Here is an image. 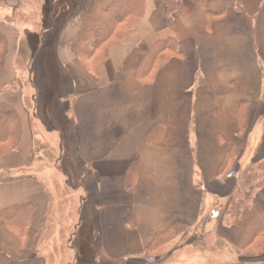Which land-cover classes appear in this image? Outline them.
I'll return each instance as SVG.
<instances>
[{
	"label": "crops",
	"instance_id": "crops-1",
	"mask_svg": "<svg viewBox=\"0 0 264 264\" xmlns=\"http://www.w3.org/2000/svg\"><path fill=\"white\" fill-rule=\"evenodd\" d=\"M143 1L142 15L105 48L94 75L78 67L70 49L73 18L53 33L55 62L71 83L66 113L79 176L91 180L83 222L94 229L87 240L92 264H264V250L243 254L236 247L238 215L250 208L264 216V0H181L171 26L162 0ZM0 2V20L9 18L1 26L7 54L0 99L21 124L15 149L0 154V174L13 178L0 183V210L30 203L39 232L26 249L0 219V247L6 264H65L57 240L43 238L51 198L33 163L23 103L32 95L22 78L31 53L14 63L25 39V27L12 25L21 0ZM79 2L88 11L93 0ZM167 42L172 49L155 51ZM15 81L20 86L12 90ZM175 224L183 229L172 246L150 250ZM58 243L77 254L67 240Z\"/></svg>",
	"mask_w": 264,
	"mask_h": 264
},
{
	"label": "rangeland",
	"instance_id": "rangeland-1",
	"mask_svg": "<svg viewBox=\"0 0 264 264\" xmlns=\"http://www.w3.org/2000/svg\"><path fill=\"white\" fill-rule=\"evenodd\" d=\"M53 2L52 11L55 12L50 14L54 19L49 22L47 15L51 7L48 0H21L20 8L12 15V25L19 22L21 27H25V39L18 43L14 63L15 66L22 65L20 60L24 59L26 53H31L26 69L27 75L22 78L31 89L32 95L30 97L23 95V103L27 106V113L31 118L30 127L34 141L33 163L35 162L41 182L51 198V211L43 238L57 240L56 251L63 254V261L68 260L65 264H92L96 260L91 259L92 251L87 240L94 236L91 231L94 229L85 226L83 222L85 211L90 204L84 195L85 190L89 191L88 184L91 180L83 178L85 181L83 185V180L79 176L82 169L76 159V132L66 113L67 98L71 92L69 73L63 65L55 62L52 51L55 38L53 33L59 32L67 23V16L71 15L73 21H76V8L72 9L76 2L70 8L66 6L64 0H53ZM2 6L0 2V16H3ZM76 7L80 8V4L78 3ZM49 23L54 26L51 32L44 28ZM100 58V51L97 50L88 58L83 57L81 65L78 62L77 65L84 73L92 75V66ZM12 84H14L12 90L20 86L17 81ZM11 142L12 140L0 144V154L15 149L12 148ZM9 147L12 149H8ZM13 235L18 239L15 234ZM77 238L81 242L73 243L72 239ZM65 240L77 249V254L73 248V251L67 248L69 243H58ZM84 240L87 243H84ZM173 243L174 241L171 240L165 243L161 246V251H167ZM45 244L54 246L50 241ZM262 249L264 244L256 246L252 243L239 251L243 254H256Z\"/></svg>",
	"mask_w": 264,
	"mask_h": 264
},
{
	"label": "trees",
	"instance_id": "trees-1",
	"mask_svg": "<svg viewBox=\"0 0 264 264\" xmlns=\"http://www.w3.org/2000/svg\"><path fill=\"white\" fill-rule=\"evenodd\" d=\"M80 0H64L66 6L76 8V34L70 43V49L75 55L76 62L81 65L84 58H88L95 51H100V59L92 66L91 74L94 75L98 66L105 57V48L112 42L118 41L126 32L129 22L143 13V0H93L88 11L77 9ZM50 12L47 19L53 18L50 13L53 8V0H48ZM181 0H162L163 9L166 15V24L171 26L173 13L178 9ZM66 13V12H65ZM54 16V14H53ZM74 16V17H75ZM73 18V17H72ZM71 15L67 16V21L71 20ZM54 19V18H53ZM57 19V18H56ZM9 18L0 20V73L3 70L5 56L7 54V41L2 32L1 26ZM45 29H53L54 26L49 23ZM170 43H159L155 51L160 52L163 49H172ZM153 56V55H152ZM151 59L147 60V66L151 64ZM146 64V63H145ZM147 68V67H144ZM1 92V91H0ZM21 134V124L16 110L1 101L0 99V144L12 140V148H15L19 142ZM9 147L8 149H12ZM13 178L6 174H0V183L11 181ZM34 211L30 203L15 204L0 210V219L5 223L7 229L15 234L21 245L26 249H33L39 239V232L33 229ZM237 225L241 229V234L236 247L241 250L250 244H264V216L260 215L254 209H245L238 215ZM183 226L173 225L165 233L159 235L151 243L149 249L157 250L164 243L173 239ZM258 241V242H257ZM262 249L261 251H263ZM9 257L5 255L0 247V264H6Z\"/></svg>",
	"mask_w": 264,
	"mask_h": 264
},
{
	"label": "built area",
	"instance_id": "built-area-1",
	"mask_svg": "<svg viewBox=\"0 0 264 264\" xmlns=\"http://www.w3.org/2000/svg\"><path fill=\"white\" fill-rule=\"evenodd\" d=\"M233 175H235V172H234V171H230V172L228 173V176H233ZM146 260H147V261H153V258H152V257H146Z\"/></svg>",
	"mask_w": 264,
	"mask_h": 264
}]
</instances>
